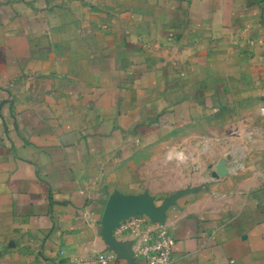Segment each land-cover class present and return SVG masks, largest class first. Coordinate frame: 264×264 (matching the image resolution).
<instances>
[{"label": "crops", "instance_id": "crops-1", "mask_svg": "<svg viewBox=\"0 0 264 264\" xmlns=\"http://www.w3.org/2000/svg\"><path fill=\"white\" fill-rule=\"evenodd\" d=\"M224 95L256 98L264 136V0H0V264H145L155 227L106 230L107 203L207 181L192 162L238 150ZM175 193V264H264V158Z\"/></svg>", "mask_w": 264, "mask_h": 264}, {"label": "rangeland", "instance_id": "rangeland-1", "mask_svg": "<svg viewBox=\"0 0 264 264\" xmlns=\"http://www.w3.org/2000/svg\"><path fill=\"white\" fill-rule=\"evenodd\" d=\"M228 95V94H226ZM225 102L221 105L223 108L222 111V128H223V135L218 137L222 141V143H231V135L229 132L234 133V139H235V146L238 147V150H234V152H225L223 153L222 159L219 161H215L212 163H208L204 169L198 167V163L195 161L192 162V173L197 174L198 172H201L202 175L205 176L204 180L208 179L207 181L199 182V183H193L188 184L184 187H181L179 189H176L174 191L170 190L167 191L162 195V203L173 194H176L175 192H183L186 190H198L203 188L204 186H208L211 184V181L214 182L215 179H220V177L228 176L230 175V167L231 163L234 164H241L243 162H247V160H253V159H260L262 160L264 158V151H263V145H264V136H262L259 129L263 127V123L255 118L254 113L259 110V104L256 103V98L249 95L239 97L240 102L238 104L231 103L230 96L224 95ZM253 116V117H252ZM212 121L207 120L208 126ZM199 121H194L190 124L191 130H196L199 128ZM183 126H175V133L176 135L173 137H163L160 141H158V144H161L160 146H163L165 143H169L173 140V144L176 147L181 146L184 141L182 139V128ZM207 128V127H206ZM180 132V133H179ZM255 133V135H253ZM190 144L193 143V137L190 138ZM207 140L208 142H215L216 137L209 136V135H203L201 136V141ZM237 139V140H236ZM197 141V139H196ZM217 141V140H216ZM218 142V141H217ZM220 142V141H219ZM251 144V146H250ZM250 147V149H249ZM253 147H255L253 149ZM169 152H144L143 157L144 160H154L158 157L159 159H162L163 161H166L167 156ZM178 157L177 154H174ZM192 155H195V152L192 153ZM180 158V157H179ZM227 163L229 167H226ZM252 163V162H251ZM210 179V180H209ZM160 189L163 188L162 185L159 187ZM149 191L148 189L144 190V192ZM149 193V192H148ZM161 201V200H160Z\"/></svg>", "mask_w": 264, "mask_h": 264}, {"label": "built area", "instance_id": "built-area-1", "mask_svg": "<svg viewBox=\"0 0 264 264\" xmlns=\"http://www.w3.org/2000/svg\"><path fill=\"white\" fill-rule=\"evenodd\" d=\"M264 111V107H263ZM155 227V234L151 238H146L137 247V254L143 258L145 264H175L173 254L174 237L164 221L152 220L145 213H137L132 216L122 218L116 226V233L128 231H142V229ZM111 255L106 252L96 251L86 258L74 257L72 264H107Z\"/></svg>", "mask_w": 264, "mask_h": 264}, {"label": "water", "instance_id": "water-1", "mask_svg": "<svg viewBox=\"0 0 264 264\" xmlns=\"http://www.w3.org/2000/svg\"><path fill=\"white\" fill-rule=\"evenodd\" d=\"M176 194L168 197L162 205L153 209L150 203V196L147 192L136 196L123 197L113 195L110 197L104 215V224L106 230L116 228L122 218L132 216L137 213H145L152 220L164 221L162 212L165 207L172 202Z\"/></svg>", "mask_w": 264, "mask_h": 264}]
</instances>
